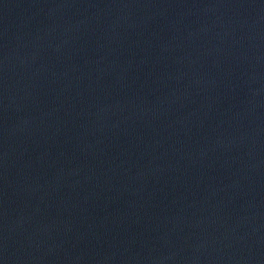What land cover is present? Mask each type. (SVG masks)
Here are the masks:
<instances>
[{
  "label": "water",
  "instance_id": "1",
  "mask_svg": "<svg viewBox=\"0 0 264 264\" xmlns=\"http://www.w3.org/2000/svg\"><path fill=\"white\" fill-rule=\"evenodd\" d=\"M0 264H264V0H0Z\"/></svg>",
  "mask_w": 264,
  "mask_h": 264
}]
</instances>
